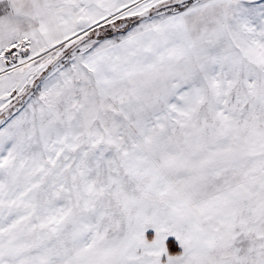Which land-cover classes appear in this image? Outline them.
Returning a JSON list of instances; mask_svg holds the SVG:
<instances>
[{"label": "snow or ice", "instance_id": "obj_1", "mask_svg": "<svg viewBox=\"0 0 264 264\" xmlns=\"http://www.w3.org/2000/svg\"><path fill=\"white\" fill-rule=\"evenodd\" d=\"M0 264H264V0H0Z\"/></svg>", "mask_w": 264, "mask_h": 264}]
</instances>
